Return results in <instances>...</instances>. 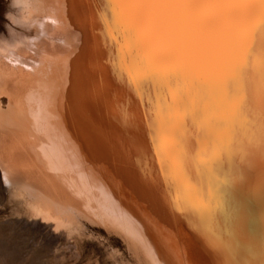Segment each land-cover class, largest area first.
<instances>
[{
    "label": "bare ground",
    "instance_id": "bare-ground-1",
    "mask_svg": "<svg viewBox=\"0 0 264 264\" xmlns=\"http://www.w3.org/2000/svg\"><path fill=\"white\" fill-rule=\"evenodd\" d=\"M11 2L0 178L28 219L118 237L126 254L108 243L118 264H264L258 73L226 79L213 62L220 21L147 22L151 46L179 64L148 80L144 44L110 28L100 0Z\"/></svg>",
    "mask_w": 264,
    "mask_h": 264
},
{
    "label": "snow or ice",
    "instance_id": "snow-or-ice-1",
    "mask_svg": "<svg viewBox=\"0 0 264 264\" xmlns=\"http://www.w3.org/2000/svg\"><path fill=\"white\" fill-rule=\"evenodd\" d=\"M102 18L108 26L121 27L128 37L143 43L141 57L145 79L171 75L179 64L173 52L156 49L147 40L144 25L169 14H206L220 21L216 32L212 60L226 79L242 77L249 68L258 73L261 117L264 120V43L257 50L255 37H264V0H100ZM239 94L230 99L238 105ZM264 140V138H262Z\"/></svg>",
    "mask_w": 264,
    "mask_h": 264
},
{
    "label": "rangeland",
    "instance_id": "rangeland-1",
    "mask_svg": "<svg viewBox=\"0 0 264 264\" xmlns=\"http://www.w3.org/2000/svg\"><path fill=\"white\" fill-rule=\"evenodd\" d=\"M15 14L11 0H0V40L9 27L16 28ZM50 230L28 219L21 200L0 178V264H118L108 243L126 254L121 240L102 229L87 227L67 236Z\"/></svg>",
    "mask_w": 264,
    "mask_h": 264
}]
</instances>
